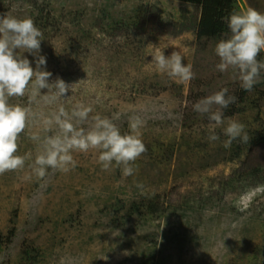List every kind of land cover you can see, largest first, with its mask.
<instances>
[{
  "label": "rangeland",
  "instance_id": "rangeland-1",
  "mask_svg": "<svg viewBox=\"0 0 264 264\" xmlns=\"http://www.w3.org/2000/svg\"><path fill=\"white\" fill-rule=\"evenodd\" d=\"M237 4L239 12L264 13V0ZM144 6L168 23L167 35L136 31ZM5 14L35 22L47 59L42 70L53 74L49 82L59 77L74 90L52 103L37 95L29 105L28 93L9 100L33 116L18 140L24 169L0 175V264H264V72L245 96L231 70L219 72L214 50L222 38H197L199 7L184 0H4ZM173 51L192 66L190 81L178 83L152 62L156 52ZM23 55L35 69L36 58ZM223 88L237 97L228 108L239 112L224 109V126L229 119L244 124L254 144L237 140L225 149L223 127L220 140H208L209 121L193 105ZM79 103L93 116L119 113L122 134L129 116L144 120L147 152L134 175L103 171L99 153L89 151L73 152L76 167L67 173L49 169L45 180L36 178L30 135L54 134L44 119Z\"/></svg>",
  "mask_w": 264,
  "mask_h": 264
},
{
  "label": "clouds",
  "instance_id": "clouds-1",
  "mask_svg": "<svg viewBox=\"0 0 264 264\" xmlns=\"http://www.w3.org/2000/svg\"><path fill=\"white\" fill-rule=\"evenodd\" d=\"M225 20L231 34L215 46L214 51L219 58L216 69L221 73L231 70L240 87L250 92L261 82V73L264 72V61L258 60V56L264 52V13L248 8L246 11L232 12ZM43 40V32L31 18H17L9 14L0 16V175L24 169L26 157L17 154L18 140L29 128L33 116L30 107L10 104V98L24 97L28 93L29 105L37 95L52 103L74 90V84L59 77L49 82L53 74L42 70L47 64L46 57L40 55ZM25 52L36 58L35 69L23 55ZM152 57L157 70L170 79L185 83L194 78L192 66L183 63L179 51H173L170 56L156 52ZM42 89H47V94H41ZM228 92L227 88H223L193 105V110L206 116L209 121L210 142L220 140L216 129L223 127V134L227 137L223 141L225 149L231 148L237 140L243 144L250 141L244 124L229 119L224 126L223 110L237 102V97ZM92 111L90 106L82 103L74 105L71 112L60 105L43 121L46 132L52 131V125H55L54 134L43 138L35 133L30 135L29 138L37 143L38 150L34 161L28 166L38 180H45L49 169L55 174L57 171L67 173L75 168L73 152H98V163L102 170L119 168L123 177L132 176L138 171L134 165L147 152L141 137L144 120L139 115L129 116V132L122 134L114 122L120 119L119 113L108 118L90 115ZM84 124L88 127L80 126ZM136 187L144 194L142 183H137Z\"/></svg>",
  "mask_w": 264,
  "mask_h": 264
},
{
  "label": "trees",
  "instance_id": "trees-1",
  "mask_svg": "<svg viewBox=\"0 0 264 264\" xmlns=\"http://www.w3.org/2000/svg\"><path fill=\"white\" fill-rule=\"evenodd\" d=\"M4 1V0H0ZM187 3L193 4L200 8V16L198 27L196 30L197 38L203 39H226L230 36V30L227 27L225 18L232 12H239L237 0H184ZM134 28L138 33L147 35H167L169 31L168 23L163 22L157 15L153 13L151 7H141L136 10L135 20L133 23ZM258 60L264 61V56L261 53ZM247 91H244L245 96ZM230 109V110H228ZM227 116H232L235 113L233 108H227ZM262 136V135H261ZM254 136H251L250 142L255 143Z\"/></svg>",
  "mask_w": 264,
  "mask_h": 264
}]
</instances>
